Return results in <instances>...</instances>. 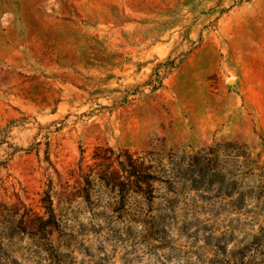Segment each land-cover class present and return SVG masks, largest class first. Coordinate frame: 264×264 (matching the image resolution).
<instances>
[{
    "label": "rangeland",
    "instance_id": "obj_1",
    "mask_svg": "<svg viewBox=\"0 0 264 264\" xmlns=\"http://www.w3.org/2000/svg\"><path fill=\"white\" fill-rule=\"evenodd\" d=\"M0 264H264V0H0Z\"/></svg>",
    "mask_w": 264,
    "mask_h": 264
}]
</instances>
